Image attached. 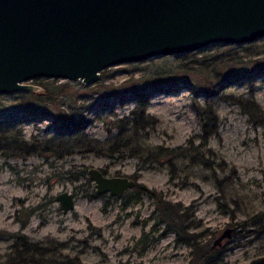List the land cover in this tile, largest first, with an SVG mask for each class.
Here are the masks:
<instances>
[{
	"label": "rangeland",
	"instance_id": "374dc122",
	"mask_svg": "<svg viewBox=\"0 0 264 264\" xmlns=\"http://www.w3.org/2000/svg\"><path fill=\"white\" fill-rule=\"evenodd\" d=\"M181 60L192 66L188 72L150 79L156 68ZM131 76L147 88L153 86L146 107L156 119L145 130L149 147L187 146L188 139L198 145L195 135L201 131V121L193 101L214 102L217 130L206 146L190 150L193 159L199 161L192 162L187 156L173 158L170 164L168 157H161L149 163L142 161L148 158L145 151L141 158H109L94 151L62 158L0 155V228L21 231L35 241H67L72 247L67 252L90 264H186L191 245L173 230H165L164 223H157L151 197L140 194L123 206V195L92 196L93 181L87 169L97 166L107 175L135 178L136 184L154 188L163 198L177 202L185 231L197 234L203 243L212 244L221 232L231 228L229 236L214 244L215 249H221L222 264H264V230L260 226L264 220V123L254 124L249 114L228 98L242 95L256 101L264 112V37L247 43L218 41L191 52L111 65L101 69L90 84L80 79L33 78V83L50 86L69 82L66 93L71 94L59 96L56 102L69 115V124L48 112L27 109L22 100L32 103L35 96L31 93L38 91H16L26 95L0 93V116L29 112L23 115L21 132L30 140L76 129L104 141L116 131L109 122L111 114L131 117L138 96L124 94L119 88ZM161 86L173 89L157 90ZM131 188L124 194H134ZM62 190L75 194L74 207L66 212L54 199ZM22 204L35 207L28 217L20 210ZM26 217L21 227L20 219ZM8 244L0 240V251Z\"/></svg>",
	"mask_w": 264,
	"mask_h": 264
},
{
	"label": "water",
	"instance_id": "95a60500",
	"mask_svg": "<svg viewBox=\"0 0 264 264\" xmlns=\"http://www.w3.org/2000/svg\"><path fill=\"white\" fill-rule=\"evenodd\" d=\"M261 37L264 0H0V93L39 91L31 80L41 76L90 84L111 65ZM87 172L96 194L121 197L136 184L97 166ZM54 199L63 212L75 204L69 190Z\"/></svg>",
	"mask_w": 264,
	"mask_h": 264
},
{
	"label": "trees",
	"instance_id": "16d2710c",
	"mask_svg": "<svg viewBox=\"0 0 264 264\" xmlns=\"http://www.w3.org/2000/svg\"><path fill=\"white\" fill-rule=\"evenodd\" d=\"M176 58V56H175ZM192 68L187 65V62L177 61L161 68H156L150 79L162 80L167 77H174L178 72H188ZM42 86V91L33 94L35 97L32 103L26 99L22 103H27L31 111H44L52 114L54 119L60 120L63 124L71 122L69 115L63 113V110L57 106L59 96H69L71 93H66V87L69 82H60L51 86L46 83L38 82ZM126 84H122L119 88L124 90V94L132 93L137 95V101L134 108L131 110V117H115L111 114L109 122L111 127L116 131L114 134L104 141L90 137L87 133L76 131L60 132L54 137L45 139H26L21 132V123L25 118V114L29 112H15L0 116V155L5 158L10 157H25L31 154L41 156H54L62 158L79 151H94L106 157H124L126 155L138 156L146 152L148 158L142 161L154 163L159 158H167L170 163L171 159H185L191 157L192 162L199 160L193 159L191 151L197 146H206L209 137L214 134L218 127V116L215 111V105L212 100L205 99L203 102L196 98L193 101V106L201 121V131L195 135L199 139V144L194 146L193 140L188 139L189 145L176 147H163L160 145L149 147L145 142L146 129L156 122L155 117L146 112L149 92L153 90V86L148 88L141 84L140 79L131 76L126 80ZM173 89L172 86H161L157 90L168 91ZM22 95L28 94L16 92ZM122 93V94H123ZM229 99L238 103L241 109L249 114L250 119L254 124L264 123V112L259 104L249 98H244L242 95H230ZM25 104V105H27ZM0 110H2L0 108ZM4 112V111H1ZM75 132V133H74ZM209 151V149L207 148ZM171 164V163H170ZM131 192L123 194L121 198L124 206L129 201H134L140 194H145L155 201V209L158 213L157 223H164L165 230H173L180 239L191 245V255L186 264H222L221 249H215L214 244L203 243L199 240L198 235L185 231V227L181 224L182 213L180 205L177 202H172L162 197L160 191L154 188H148L142 184H135ZM94 191L92 196H97ZM34 206H22L21 211L26 212L28 217L33 211ZM25 220L20 219L21 227L26 224ZM19 219V218H18ZM263 219V217L261 218ZM156 224V223H155ZM261 229L264 230V220H260ZM154 228V227H152ZM188 228V226H186ZM0 240L9 241L8 248L0 251V264H90L83 262L78 255H71L68 250L72 248L67 241H60L53 238L45 240H31L21 231H11L0 228ZM146 245V243H145ZM142 245V248L145 247Z\"/></svg>",
	"mask_w": 264,
	"mask_h": 264
},
{
	"label": "flooded vegetation",
	"instance_id": "af4514ba",
	"mask_svg": "<svg viewBox=\"0 0 264 264\" xmlns=\"http://www.w3.org/2000/svg\"><path fill=\"white\" fill-rule=\"evenodd\" d=\"M104 172V171H103Z\"/></svg>",
	"mask_w": 264,
	"mask_h": 264
}]
</instances>
